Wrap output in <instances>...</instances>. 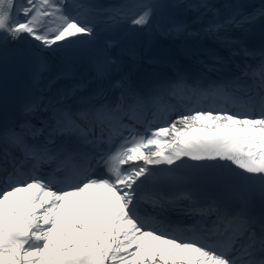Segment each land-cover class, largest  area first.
I'll list each match as a JSON object with an SVG mask.
<instances>
[{
  "label": "snow or ice",
  "instance_id": "6c2138e0",
  "mask_svg": "<svg viewBox=\"0 0 264 264\" xmlns=\"http://www.w3.org/2000/svg\"><path fill=\"white\" fill-rule=\"evenodd\" d=\"M0 264H264V0H0Z\"/></svg>",
  "mask_w": 264,
  "mask_h": 264
},
{
  "label": "bare ground",
  "instance_id": "6f19581e",
  "mask_svg": "<svg viewBox=\"0 0 264 264\" xmlns=\"http://www.w3.org/2000/svg\"><path fill=\"white\" fill-rule=\"evenodd\" d=\"M256 2L258 3L259 2V0H256ZM174 118V117H173Z\"/></svg>",
  "mask_w": 264,
  "mask_h": 264
}]
</instances>
